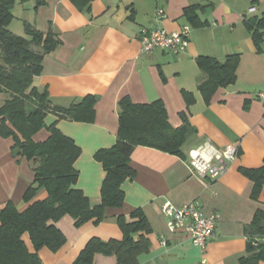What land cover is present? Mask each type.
I'll return each mask as SVG.
<instances>
[{
	"label": "crops",
	"instance_id": "0c3cea01",
	"mask_svg": "<svg viewBox=\"0 0 264 264\" xmlns=\"http://www.w3.org/2000/svg\"><path fill=\"white\" fill-rule=\"evenodd\" d=\"M14 4L13 10L22 11V16L9 24L12 32L27 36L30 24L44 33L52 30L61 40L45 55L34 84L48 90L54 105L69 107L87 95L98 98L93 122L60 119L53 113L46 119L49 125L56 122L81 148L75 161L76 187L93 205L100 203L106 174L95 154L117 141L122 98L129 97L134 104L161 100L173 127L186 120L195 129L185 145L186 157L136 146L131 165L137 173L122 184L123 206L107 208L100 224L88 221L77 227L68 214L52 222L66 242L57 251L43 247L39 251L42 263L72 264L92 237L121 239L118 216L131 220V213L141 209L150 222L151 247L139 256L140 264H241L249 254L245 226L264 207V189L253 199V182L241 171L264 164V104L257 96L264 92V50L258 51L247 25V20L264 16V0H42L41 4L17 0ZM193 6L199 15L197 24L185 16V9ZM251 7L255 10L250 11ZM158 8L165 10L164 17L157 18ZM186 24L191 30L185 52L142 51V27L176 32ZM233 53L240 54L236 81L219 88L206 103L199 90L203 72L197 57L223 60ZM186 93L193 94V103H187ZM6 97L0 93V106ZM49 135L43 128L33 137L42 141ZM13 138L0 135V212L9 201L24 210L29 203L23 197L34 179L33 161L13 154ZM207 141L217 147H239L227 172L216 179L200 177L189 164L188 151ZM47 195L41 188L34 199ZM168 201L177 207L196 201L204 213H220L205 249L184 231L169 232L163 214ZM24 240L33 251L28 233ZM93 264H117V256L98 252ZM258 264H264V259Z\"/></svg>",
	"mask_w": 264,
	"mask_h": 264
},
{
	"label": "trees",
	"instance_id": "16d2710c",
	"mask_svg": "<svg viewBox=\"0 0 264 264\" xmlns=\"http://www.w3.org/2000/svg\"><path fill=\"white\" fill-rule=\"evenodd\" d=\"M16 1L0 0V93L8 95L0 106V135L14 137L15 156L33 161L34 179L23 197L29 203L24 210L9 201L0 212V264H43L39 257L43 247L57 251L66 242L64 233L52 222L68 214L75 219L77 227L88 221L100 224L107 208L123 206L122 184L137 173L131 165L136 146L153 147L186 157L185 145L195 129L186 120L183 125L173 127L161 100L134 104L129 97L122 98L117 141L95 154L106 174L100 203L93 205L76 187L79 170L75 161L81 148L57 127L56 122L49 125L46 119L53 113L60 119L93 122L98 98L95 94L87 95L69 107L54 105L48 90H40L34 84L35 77L43 70L45 55L61 40L52 30L44 33L30 24L26 25L27 36L12 32L9 24L14 18ZM36 2L41 4L42 0ZM185 16L194 24L200 22L194 6L185 9ZM247 25L258 51L264 50V16L247 20ZM197 62L203 72L199 90L206 103H210L219 88L236 81L240 54H229L223 60L200 55ZM185 98L189 104L195 100L192 93H186ZM182 116L185 118V113ZM43 128H47L50 135L36 141L33 136ZM241 171L253 182L251 197L257 200L264 189V164ZM41 188L47 190V197L34 199ZM131 218L118 216L123 231L121 239L92 237L72 264H93L94 254L98 252L115 254L117 264H140L139 256L151 247L147 236L151 226L141 209L134 210ZM245 232L249 254L242 257L241 264H258L264 259V207L257 209L252 221L245 226ZM26 233L34 246L33 251L25 243Z\"/></svg>",
	"mask_w": 264,
	"mask_h": 264
},
{
	"label": "built area",
	"instance_id": "2783aa9c",
	"mask_svg": "<svg viewBox=\"0 0 264 264\" xmlns=\"http://www.w3.org/2000/svg\"><path fill=\"white\" fill-rule=\"evenodd\" d=\"M254 10L255 7L250 8V11ZM156 15L157 18L164 17L166 15L165 10L158 8ZM190 30L189 24L184 25L181 30L176 32H169L162 27H142L139 33L142 51L151 53L156 48H162L175 53L185 52L189 45ZM257 96L259 101L264 104V92H259ZM238 154L239 147L236 144L217 147L210 141L188 151L191 168L204 179H216L224 175L229 164L236 159ZM163 211L169 232H186L193 243L202 249L207 247L220 221V213L206 214L196 201L181 207H177L168 201L164 204ZM162 243L166 245L167 240L164 238Z\"/></svg>",
	"mask_w": 264,
	"mask_h": 264
},
{
	"label": "rangeland",
	"instance_id": "374dc122",
	"mask_svg": "<svg viewBox=\"0 0 264 264\" xmlns=\"http://www.w3.org/2000/svg\"><path fill=\"white\" fill-rule=\"evenodd\" d=\"M13 12H14V17H15V19L21 18L20 16H22V11L19 12L21 15L17 13V10H15V8H14ZM19 22H20V21H18V23H19Z\"/></svg>",
	"mask_w": 264,
	"mask_h": 264
}]
</instances>
